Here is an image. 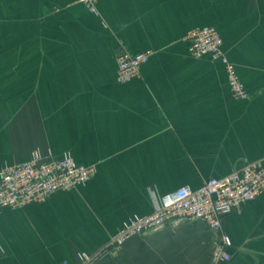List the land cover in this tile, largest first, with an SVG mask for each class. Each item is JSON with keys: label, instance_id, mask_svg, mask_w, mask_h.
I'll list each match as a JSON object with an SVG mask.
<instances>
[{"label": "crops", "instance_id": "crops-1", "mask_svg": "<svg viewBox=\"0 0 264 264\" xmlns=\"http://www.w3.org/2000/svg\"><path fill=\"white\" fill-rule=\"evenodd\" d=\"M0 0V170L33 150L70 152L97 170L44 202L0 211V264H79L159 195L198 188L247 162L264 164V0ZM213 26L249 99L225 66L189 52ZM153 50L140 76L117 81L118 54ZM264 264V191L223 218L166 225L91 264Z\"/></svg>", "mask_w": 264, "mask_h": 264}, {"label": "built area", "instance_id": "built-area-1", "mask_svg": "<svg viewBox=\"0 0 264 264\" xmlns=\"http://www.w3.org/2000/svg\"><path fill=\"white\" fill-rule=\"evenodd\" d=\"M91 11H97L98 0H79ZM189 52L194 57L210 56L224 64L231 93L235 99H249L250 94L240 78L235 64L223 48V38L213 26L192 29L188 34ZM147 49L137 53L118 54L117 81L125 83L140 76L143 63L153 54ZM93 164H79L70 152L48 158L36 149L18 163L4 165L0 170V211L5 207H20L46 201L57 191L75 188L93 176ZM264 191L263 160H255L235 167L222 177H212L198 188L180 186L163 195L151 191L153 210L144 215H131L110 237L105 245L93 252L77 253L79 264H91L112 250L119 251L125 242L136 235H145L166 225L184 221H202L211 229L220 230L223 218ZM230 237L221 233L215 239L211 264H221L231 258ZM60 264H70L63 260Z\"/></svg>", "mask_w": 264, "mask_h": 264}]
</instances>
